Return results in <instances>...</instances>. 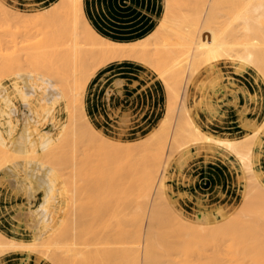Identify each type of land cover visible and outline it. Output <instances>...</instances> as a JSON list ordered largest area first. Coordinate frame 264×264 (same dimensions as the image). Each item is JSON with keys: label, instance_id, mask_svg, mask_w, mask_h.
Returning a JSON list of instances; mask_svg holds the SVG:
<instances>
[{"label": "bare ground", "instance_id": "1", "mask_svg": "<svg viewBox=\"0 0 264 264\" xmlns=\"http://www.w3.org/2000/svg\"><path fill=\"white\" fill-rule=\"evenodd\" d=\"M11 24L39 37L0 53V199L15 223L11 235L0 229V264L9 251L20 264H264V94L236 77L252 67L264 87V0H162L154 31L128 37L101 32L85 0H0V25ZM125 60L154 72L166 97L158 124L134 139L137 101L124 99L138 80L114 76L105 88L109 129L92 109L94 75ZM208 163L239 197L211 203L201 192L189 211L195 168Z\"/></svg>", "mask_w": 264, "mask_h": 264}, {"label": "rangeland", "instance_id": "2", "mask_svg": "<svg viewBox=\"0 0 264 264\" xmlns=\"http://www.w3.org/2000/svg\"><path fill=\"white\" fill-rule=\"evenodd\" d=\"M23 1L35 2L37 4L45 3V0H23ZM154 2H156V0ZM92 4H93L92 6L95 5V7H94L95 13H98V12L102 13V6H103L104 12L106 14H108L107 17H109V18H105V20H109V22H108L109 24L107 26H105L106 25L105 20L104 21L100 20V22L98 24V28H100L101 30L103 29L105 31L107 30L108 33L111 34L112 36L118 35L117 33H115L118 30L116 27L118 22H116V20H118L117 18H120V17L118 14L119 12L116 11V9H115V5L113 6V4L111 2L107 3L106 0L105 1L102 0V5L100 4V0L99 1L93 0ZM121 4L124 6L126 4V1L124 3L122 2ZM206 4H208V3H206ZM206 4L203 5L204 9L202 8V11H201V14H203L202 16L206 15V13L209 10L208 5H206ZM123 6H120V7H123ZM205 7H207V8H205ZM130 8H132V7H130ZM130 8H125V6H124L123 9H126V11L122 10V12L123 13H125L127 11L133 12V10H131ZM109 12H111V13H109ZM161 14L162 13L158 12L155 19L152 18L150 20V22L148 23L149 27L140 36H146L149 33L154 31ZM215 17H216V19H218L219 21H221L223 23H227V21L229 20V18L224 15V10H220V12L215 15ZM4 25H3V27L0 25V36L3 37V39H4V44L2 46H0V53H3L4 55L7 53H12L13 51L15 52V50L17 51L19 48H21V46L23 47L25 45H30L31 43H33L31 41H35L39 37V36H37V32L35 31V29L32 30V31H34V33H32V31H30V33H29V31H28L29 28L27 26L24 27L25 26L24 24H22L20 26L11 24L12 26H7V27L6 26L4 27ZM17 26H19L21 31H20V29H18ZM8 27L11 29H9ZM2 28H5V29H2ZM12 28L14 31H12ZM14 28L16 30L20 31V33L18 31L19 35L17 32H15ZM26 28H27V30H26ZM22 29L25 31H23ZM108 29H110V31ZM3 30H7V31H3ZM8 31H12V33L11 32L9 33ZM26 31L28 33H25ZM13 32H15V33L13 34ZM10 45H12V46H10ZM16 46H17V48H16ZM3 49H4V51H7V52L6 53L1 52V50H3ZM19 51H20V49L18 50V52ZM24 52L25 51H23V53ZM187 58L183 59V61H182V63L184 62V64H185L184 72L185 73L187 72V73L186 74L184 73V86L182 87L183 89H181L182 93L180 91L181 96L178 99L179 103L177 102V105L179 104L178 107H176L177 112L175 111V113H177V115L174 114V116H176V117H174V120L175 119L176 120L173 121V119H172L170 124H169V125H171L172 123H174V126L171 125L172 131L170 130V126L168 128V130L171 131L172 135L171 134L169 135V133L165 134V132H164L165 138H166L167 134L169 135L168 143H165V145L166 144L167 145H166V148H164L167 151L166 152L164 150V161H165L164 167L166 165V159L169 158V156H170L169 155L170 146H172L171 142L173 143L172 140L174 137L172 138V136H174V133L176 130V127H175L177 124L176 121H178L179 112H180L179 110L181 108L180 104L181 105L183 104L182 99H184V96H185V90H186V86H187L186 83L189 82L190 69H191L190 67H191L193 58H192V56H190L188 60H187ZM186 61L189 62V63L187 62L189 65H186L187 64ZM187 67H188V70H187ZM223 67L228 72L234 73L232 67L229 64H226V65L224 64ZM150 72H152V71H149V68L146 67L145 65H143L142 63L137 62V61H127V60L123 61L122 63L110 62L109 64L100 68L97 71V73L93 77L92 84L95 86L97 85L96 90L98 92L95 95V97L92 99V103L94 104V107H92V109H93L94 115L96 116L98 121L103 125V127H105L106 129H109L111 127L110 126L111 125V117L108 115L109 112L107 111L108 109L106 108L107 107L106 105L108 102L105 100L104 94H105V88L111 84V79L114 76L125 77L129 82H132L134 80H138V83L136 85L131 86V88L128 87L127 92H126V97L124 99V104L127 103V101L129 102V100L131 98H133L135 101H137L135 106H134V109L136 112H139V114H140V116H139L140 120L139 121L137 120L138 122L136 121L137 122L136 126L132 130L129 131L128 136L131 139H134V137L136 136V129H139L140 131H142L143 135H146L149 132V128L151 125L158 124V121L164 115L165 110H166L165 109L166 97H165L164 89L162 86V81L157 77V75L154 72H152V73H150ZM142 73L143 74L145 73L146 76L140 77V74H142ZM234 74H236V73H234ZM185 77H186V79H185ZM236 77L238 78L239 84L244 85L246 88H248L251 91H257L261 95L264 94L263 85H257L254 82V77H255L254 68L249 67L246 71H244L243 74L236 75ZM140 85H142V86H140ZM110 103L113 106L117 105L119 103L118 98H116L113 95ZM61 114H62V116L66 117L67 116V110L65 108H62ZM226 128H232L231 130L235 129V127H226ZM167 139H165V140H167ZM200 162L202 163V160ZM67 170H65V171L70 172L72 169L69 168ZM195 171H196V175L198 176V179L196 180V183L189 188V192L191 194V199L187 198L184 201L185 206L189 211H193L192 209L195 208V201H196L198 195L203 196L202 193H204L205 195L207 194L209 196L208 200L211 201V203H215V202L219 201L220 199H222L223 201H228L231 203L234 200L238 199L239 196H238L236 189L228 188V183L225 182V174H224L223 168L219 164H216V163H208L206 165L203 164V165H200L197 168H195ZM162 172H163V167L159 171L157 182H156V187L159 184L158 182L160 181ZM220 189L225 191V195L222 198H220V196L218 195ZM70 198H71V195H70L69 200H68V206L65 208V210H64L65 212L64 211L62 212V215L64 214L65 216H70V214L67 213V211H69V212L71 211L70 213H72V206L73 205L71 204L72 200ZM152 199H153V197H152ZM152 199L148 203L149 208L151 206ZM12 201L13 202L17 201V203H18L21 201V199L20 198L13 199ZM147 218H148V216L145 217L143 220V229H145V227H147V225H146V224H148ZM14 224L15 223H14V220L11 218L10 211L6 210V208L4 207V201L2 199H0V229L5 234L11 235L12 234V228L14 227ZM21 231L23 232V235H25V236L29 235L27 229L22 228ZM143 245H144V242H143V244L141 243L142 248H143ZM90 253H92V252H90ZM3 257H4L7 264H20V260H19L20 256L18 255L17 252H14V251L6 252L3 254ZM41 264H51V263L49 261H46V262L44 261Z\"/></svg>", "mask_w": 264, "mask_h": 264}, {"label": "crops", "instance_id": "3", "mask_svg": "<svg viewBox=\"0 0 264 264\" xmlns=\"http://www.w3.org/2000/svg\"><path fill=\"white\" fill-rule=\"evenodd\" d=\"M94 1H96V0H94ZM103 1H105V0H103ZM125 1H126V4L124 5L125 8L132 7L130 9L133 10V12L132 11H130V12L127 11L125 13L122 12V10L126 11V9H123L124 6L121 4L122 2L124 3ZM154 1L155 0H106L107 3L111 2L113 4V6L115 5L116 11L119 12L118 14H119L120 18H117L118 20H116V22H118V24L116 25L118 31L115 32L118 35H115V36H112L111 34H109L107 30L105 31L103 29L101 30L100 28H98V24H99L100 20L104 21L105 18H109V17H107L108 14L104 13L103 6H102V13H100V12L95 13L94 12L95 5L92 6L93 0H85V6H86L87 13H88V17L90 18L92 23L101 32H103V33H105L111 37H120V35H124V36L128 37L132 33L131 32L128 33L126 31L127 29L128 30L131 29L132 32L134 31L136 34H138L140 36L149 27L148 23L150 22V20L152 18L155 19L158 12L162 13V0H156V2H154ZM100 4L102 5V0H100ZM120 6H123V7H120ZM109 13H111V12H109ZM108 22H109V20H105V23H106L105 26H107L109 24ZM108 30L110 31V29H108Z\"/></svg>", "mask_w": 264, "mask_h": 264}]
</instances>
